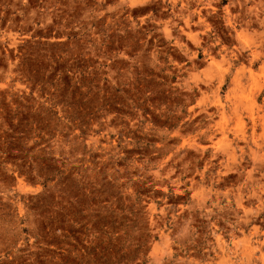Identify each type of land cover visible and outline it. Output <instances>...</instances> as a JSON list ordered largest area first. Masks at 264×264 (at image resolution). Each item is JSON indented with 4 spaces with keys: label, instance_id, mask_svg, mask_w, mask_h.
<instances>
[{
    "label": "rangeland",
    "instance_id": "1",
    "mask_svg": "<svg viewBox=\"0 0 264 264\" xmlns=\"http://www.w3.org/2000/svg\"><path fill=\"white\" fill-rule=\"evenodd\" d=\"M260 142L264 0H0V264H264Z\"/></svg>",
    "mask_w": 264,
    "mask_h": 264
},
{
    "label": "bare ground",
    "instance_id": "2",
    "mask_svg": "<svg viewBox=\"0 0 264 264\" xmlns=\"http://www.w3.org/2000/svg\"><path fill=\"white\" fill-rule=\"evenodd\" d=\"M256 59H257V58H256ZM259 59H260V58H259ZM255 121H256V120H255ZM259 122H260V121H259ZM254 123H255V122H254ZM256 123H257V122H256ZM253 125H254V124H253ZM257 126H258V125H257ZM254 127H255V126H254ZM258 127H259V126H258ZM257 130H258V129H257ZM251 132H252V131H251ZM253 132H254V131H253ZM247 134H248V133H247ZM240 135H241V134H240ZM245 136H246V134H245ZM248 136H249V135H248ZM248 136H247V137H248ZM253 136H254V135H253ZM239 138H240V136H239ZM241 138H242V137H241ZM241 138H240V139H241ZM252 138H253V137H251V139H252ZM246 139H248V138H246ZM244 140H245V138H244ZM242 141H243V140H242ZM262 141H263V140H262ZM247 142H248V141H247ZM247 142H246V143H247ZM258 143H259V142H258ZM260 143L262 144V142H260ZM253 144H254V143H253ZM255 144H256V143H255ZM255 144H254V145H255ZM263 144H264V143H263ZM263 144H262V145H263ZM247 146H248V145H247ZM259 146H260V145H259ZM240 148H241V147H240ZM248 148H250V146H249ZM256 148H258V146H257ZM236 149H238V148H236ZM262 149H263V147H262ZM241 151H242V150H241ZM253 151H254V149H253ZM262 151H263V150H262ZM258 152H259V151H258ZM230 153H231V152H230ZM230 153H229V154H230ZM235 153H236V152H235ZM245 153H246V151H245ZM232 154H233V152H232ZM242 154H243V153H242ZM253 154H254V153H253ZM255 154H256V153H255ZM230 155H231V154H230ZM248 155H249V154H248ZM241 156H242V155H241ZM231 158H232V157H231ZM253 158H255L254 155H253ZM242 160H243V158H242ZM252 162H253V161H252ZM261 162H262V161H261ZM210 164H211V163H210ZM261 164H262V163H261ZM256 166H258V165H256ZM262 166H263V165H262ZM260 167H261V165H260ZM254 168H256V167H254ZM263 168H264V167H263ZM261 170H263V169H261ZM251 172H252V169H251ZM251 172H250V173H251ZM261 172H262V171H261ZM261 172H260V173H261ZM250 173H249V174H250ZM258 173H259V172H258ZM251 174L253 175V173H251ZM261 174H262V173H261ZM252 175H251V176H252ZM252 179H253V178H252ZM249 183H250V182H249ZM251 183H252V182H251ZM247 184H248V183H247ZM247 187H248V185H247ZM259 190H260V189H259ZM262 192H263V191H262ZM256 193H257V192H256ZM256 195H257V194H256ZM239 197H241V196H239ZM260 198H262V197H260Z\"/></svg>",
    "mask_w": 264,
    "mask_h": 264
}]
</instances>
